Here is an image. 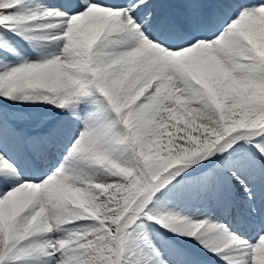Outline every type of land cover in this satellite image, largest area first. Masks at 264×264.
<instances>
[{"label":"snow or ice","instance_id":"6c2138e0","mask_svg":"<svg viewBox=\"0 0 264 264\" xmlns=\"http://www.w3.org/2000/svg\"><path fill=\"white\" fill-rule=\"evenodd\" d=\"M0 264H264V0H0Z\"/></svg>","mask_w":264,"mask_h":264}]
</instances>
